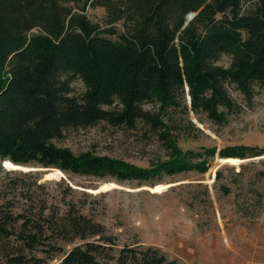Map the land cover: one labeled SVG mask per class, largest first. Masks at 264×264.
<instances>
[{
  "label": "trees",
  "instance_id": "trees-1",
  "mask_svg": "<svg viewBox=\"0 0 264 264\" xmlns=\"http://www.w3.org/2000/svg\"><path fill=\"white\" fill-rule=\"evenodd\" d=\"M88 8L104 9L102 24ZM231 87L248 103L264 90V0H0V162L153 187L167 175L208 173L217 153L263 156L243 144L186 151L174 133H183L171 123L183 113L218 125L240 114ZM140 123L167 149L151 168L57 145L68 130ZM68 206L46 215L41 204L1 205L0 264H181L140 243L119 247Z\"/></svg>",
  "mask_w": 264,
  "mask_h": 264
},
{
  "label": "rangeland",
  "instance_id": "rangeland-1",
  "mask_svg": "<svg viewBox=\"0 0 264 264\" xmlns=\"http://www.w3.org/2000/svg\"><path fill=\"white\" fill-rule=\"evenodd\" d=\"M87 11L92 21L102 24L106 14L103 8ZM221 64L227 66L228 60L223 59ZM73 86L74 94L84 90L79 81ZM229 93L242 110L225 125L193 113L180 114L171 122L183 132L174 130L184 150L216 147L219 152L226 146L241 144L264 149V90H257L252 103L234 87ZM145 109L154 111L155 106L145 105ZM57 145L69 147L76 154L93 152L143 168L167 160L164 141L146 123H140L136 130H120L107 124L68 130ZM4 163L0 162V206L10 203L22 207L19 209L39 210L41 204L47 207L46 215H64L68 205H74L101 224L119 247L140 243L143 248H158L172 260L169 240L195 236V231L198 235L223 229L255 231L264 241V155L225 160L217 153L209 159L208 173L167 175L153 187L69 176L58 169L36 171L39 168L34 164L26 167Z\"/></svg>",
  "mask_w": 264,
  "mask_h": 264
},
{
  "label": "crops",
  "instance_id": "crops-1",
  "mask_svg": "<svg viewBox=\"0 0 264 264\" xmlns=\"http://www.w3.org/2000/svg\"><path fill=\"white\" fill-rule=\"evenodd\" d=\"M260 233L222 230L214 234L180 236L169 240L171 259L183 264H264Z\"/></svg>",
  "mask_w": 264,
  "mask_h": 264
},
{
  "label": "water",
  "instance_id": "water-1",
  "mask_svg": "<svg viewBox=\"0 0 264 264\" xmlns=\"http://www.w3.org/2000/svg\"><path fill=\"white\" fill-rule=\"evenodd\" d=\"M195 16V14L194 13H192L189 17H188V20L189 21H191L192 20V18ZM226 159H228V158H226ZM225 159V160H226ZM237 159V158H236ZM244 160V159H243ZM6 160H4L3 162H5ZM12 163V162H11ZM34 168H39V169H37L36 171H43V172H48V171H53V170H55L54 168H48V169H45V168H40V167H34ZM32 172H33V170H31ZM30 171V172H31Z\"/></svg>",
  "mask_w": 264,
  "mask_h": 264
},
{
  "label": "bare ground",
  "instance_id": "bare-ground-1",
  "mask_svg": "<svg viewBox=\"0 0 264 264\" xmlns=\"http://www.w3.org/2000/svg\"><path fill=\"white\" fill-rule=\"evenodd\" d=\"M229 159V158H228ZM2 163H4V162H2ZM5 164V163H4ZM26 167H28V166H26ZM30 169H33V168H30ZM18 171H21V170H18ZM31 171V170H30ZM28 172V171H27Z\"/></svg>",
  "mask_w": 264,
  "mask_h": 264
}]
</instances>
